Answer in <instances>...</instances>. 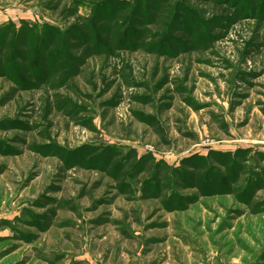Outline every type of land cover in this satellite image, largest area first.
<instances>
[{
  "label": "rangeland",
  "instance_id": "374dc122",
  "mask_svg": "<svg viewBox=\"0 0 264 264\" xmlns=\"http://www.w3.org/2000/svg\"><path fill=\"white\" fill-rule=\"evenodd\" d=\"M0 264H264V0H0Z\"/></svg>",
  "mask_w": 264,
  "mask_h": 264
}]
</instances>
